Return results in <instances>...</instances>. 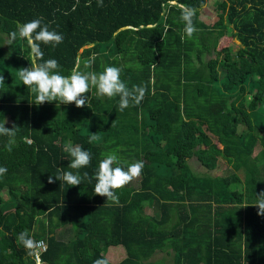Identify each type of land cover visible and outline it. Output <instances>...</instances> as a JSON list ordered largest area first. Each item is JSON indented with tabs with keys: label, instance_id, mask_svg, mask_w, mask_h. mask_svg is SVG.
<instances>
[{
	"label": "trees",
	"instance_id": "16d2710c",
	"mask_svg": "<svg viewBox=\"0 0 264 264\" xmlns=\"http://www.w3.org/2000/svg\"><path fill=\"white\" fill-rule=\"evenodd\" d=\"M207 1L0 0V123L18 127L11 152L0 136V264H35L33 249L17 243L24 230L47 245L42 264H93L117 246V264H264V217L253 206L264 192V0H214L213 24L199 18ZM181 5L196 9L191 38ZM37 18L63 36L55 48L41 44L43 60H57L65 76L118 67L129 89L147 87L141 103L121 112L119 96L90 86L82 108L35 105L18 73L31 67L30 49L9 41L18 22ZM223 37L236 52L217 49ZM69 142L91 154L88 166L68 168ZM113 150V167H144L104 206L94 175ZM192 157L206 171L222 159L227 173L196 175ZM57 168L93 179L49 184Z\"/></svg>",
	"mask_w": 264,
	"mask_h": 264
},
{
	"label": "clouds",
	"instance_id": "9594fccd",
	"mask_svg": "<svg viewBox=\"0 0 264 264\" xmlns=\"http://www.w3.org/2000/svg\"><path fill=\"white\" fill-rule=\"evenodd\" d=\"M91 6V0L85 5ZM97 6L103 7V0H97ZM180 21L183 22V32L191 38L198 29L194 26L193 18L196 14V9L181 5ZM17 38L26 40L30 49L29 56L31 57V67L21 68L18 70L22 84L27 87L30 94L35 96L34 104L39 106L45 102L56 101L57 108L60 105L75 104L77 108H82L88 104V97L85 93L89 87L96 89L98 97L114 98L119 96V110L122 112L129 106H135L141 103L147 92V87L144 85L134 86L129 89L126 84L120 79L121 69L118 67H106L103 72H81L78 68H74L70 75H62L60 65L55 59L43 60L44 53L41 44L51 45L55 48L63 42V36L56 31H50L49 26L42 22V18L33 19L29 22L20 24L17 23V31L10 33V41H15ZM184 36L181 37L183 39ZM40 61V62H38ZM92 60L85 62V67H90ZM4 84V77L0 75V85ZM6 119L0 123V136L9 137L5 144V150L12 151V145L15 143L16 129L15 124L12 127L6 128ZM97 134H91L88 142L92 143L96 140ZM64 150L69 153L71 161L68 164L69 169L79 170L88 166L91 162V154L84 150L80 145H72L70 142L65 144ZM103 159L100 160L98 168L95 171L94 193L100 197H106L107 202L118 203L119 197L116 195L118 189L123 188L133 179L137 178L144 167L143 161H136L127 166V170L119 165L120 160L116 154V150L102 153ZM7 168L0 167V176L6 174ZM87 179L89 182L93 177H89L87 172L83 175L76 171H64L62 168H57L56 175H50L48 183L52 184L55 181H60L72 187L79 186ZM258 208L257 215L264 217V192L257 196L256 204ZM248 207V206H245ZM244 208V207H242ZM17 243L22 244L26 249H33L34 242L30 238L27 230L22 231L17 236ZM31 254V253H30ZM93 264H108L106 259H97Z\"/></svg>",
	"mask_w": 264,
	"mask_h": 264
},
{
	"label": "rangeland",
	"instance_id": "374dc122",
	"mask_svg": "<svg viewBox=\"0 0 264 264\" xmlns=\"http://www.w3.org/2000/svg\"><path fill=\"white\" fill-rule=\"evenodd\" d=\"M213 1L214 0H208L207 1L206 8L203 9L202 15L199 17L200 19H202L207 24H213L214 22L217 21V10L213 4ZM238 47H239V43L237 41H235L229 37H223L219 41L217 49L218 50L231 49L233 52H236ZM221 56H223V55H221ZM232 123H234V120H232ZM260 149H261L260 145L256 146L255 151H254V155L257 154L260 151ZM188 163H189V167L191 168L192 172H194L196 175H201V176H203L205 174H206V176H211V177L212 176H220V175L226 174L227 173L226 170L228 168L226 162L222 159H219L218 167L213 171H206V169L202 168V166L199 164V162L196 160L195 157L190 158L188 160ZM239 175L241 177H243L242 172L239 173ZM147 211L150 212L149 209ZM112 249H118V251H120V250L123 251L121 253L120 252L117 253L116 250H113L112 253H106L105 254V257L109 263L117 264L125 258V250L123 247L118 246V247L108 248V251H110Z\"/></svg>",
	"mask_w": 264,
	"mask_h": 264
},
{
	"label": "built area",
	"instance_id": "2783aa9c",
	"mask_svg": "<svg viewBox=\"0 0 264 264\" xmlns=\"http://www.w3.org/2000/svg\"><path fill=\"white\" fill-rule=\"evenodd\" d=\"M47 245L44 241H37L34 244L33 248V259L35 260V264H42L41 255L46 251Z\"/></svg>",
	"mask_w": 264,
	"mask_h": 264
},
{
	"label": "crops",
	"instance_id": "0c3cea01",
	"mask_svg": "<svg viewBox=\"0 0 264 264\" xmlns=\"http://www.w3.org/2000/svg\"><path fill=\"white\" fill-rule=\"evenodd\" d=\"M117 247H118V246H117ZM109 248H111V247H109ZM113 250H116L117 253H118V252H120V253L123 252L122 250L118 251V249H112V250H110V251H108V249H107L106 253H112Z\"/></svg>",
	"mask_w": 264,
	"mask_h": 264
}]
</instances>
